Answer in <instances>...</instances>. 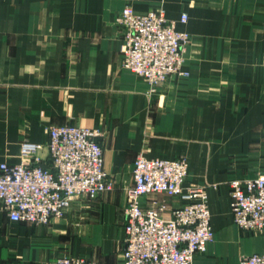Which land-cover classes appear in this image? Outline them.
Listing matches in <instances>:
<instances>
[{
	"label": "crops",
	"instance_id": "obj_1",
	"mask_svg": "<svg viewBox=\"0 0 264 264\" xmlns=\"http://www.w3.org/2000/svg\"><path fill=\"white\" fill-rule=\"evenodd\" d=\"M162 6L189 33L182 68L155 91L122 67L115 15ZM181 13L186 22L179 21ZM97 128L112 190L74 201L48 224L16 222L0 204V264H55L73 255L121 264L126 191L137 153L188 159L207 187L213 239L195 264H239L264 253V233L239 228L229 181L264 174V0H0V164L20 160L23 140L48 128ZM164 216L179 205L163 194Z\"/></svg>",
	"mask_w": 264,
	"mask_h": 264
},
{
	"label": "built area",
	"instance_id": "obj_2",
	"mask_svg": "<svg viewBox=\"0 0 264 264\" xmlns=\"http://www.w3.org/2000/svg\"><path fill=\"white\" fill-rule=\"evenodd\" d=\"M187 14L181 13L184 23ZM121 29L122 67L141 77L155 91L174 75H188L183 50L189 33L178 30L162 6L138 12L125 5L114 18ZM102 132L74 124L48 128L47 161L38 155L41 144L23 140L19 162L0 164V204L12 221L48 224L62 218L71 204L93 199L113 189L114 179L104 169L97 140ZM163 194L179 205L164 216L165 203L152 199L143 207L140 198ZM234 223L243 230H264V174L229 181ZM125 236L121 264H195L213 239L207 187L189 179L188 159L148 158L137 153L132 184L126 191ZM55 264H101L82 256L63 255ZM239 264H264V253L240 258Z\"/></svg>",
	"mask_w": 264,
	"mask_h": 264
},
{
	"label": "rangeland",
	"instance_id": "obj_3",
	"mask_svg": "<svg viewBox=\"0 0 264 264\" xmlns=\"http://www.w3.org/2000/svg\"><path fill=\"white\" fill-rule=\"evenodd\" d=\"M254 231H256V232H262V233H264V230H263V231H259V230H254Z\"/></svg>",
	"mask_w": 264,
	"mask_h": 264
}]
</instances>
